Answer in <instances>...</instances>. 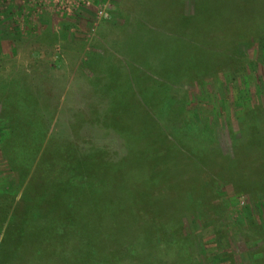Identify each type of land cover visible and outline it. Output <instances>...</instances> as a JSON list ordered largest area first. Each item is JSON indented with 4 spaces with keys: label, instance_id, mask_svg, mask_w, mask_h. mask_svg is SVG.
<instances>
[{
    "label": "rangeland",
    "instance_id": "1",
    "mask_svg": "<svg viewBox=\"0 0 264 264\" xmlns=\"http://www.w3.org/2000/svg\"><path fill=\"white\" fill-rule=\"evenodd\" d=\"M91 1L0 0L7 32L49 27L40 65L0 79V243L38 205L15 264H264V0ZM93 159L124 181L97 183L102 225L52 195Z\"/></svg>",
    "mask_w": 264,
    "mask_h": 264
},
{
    "label": "trees",
    "instance_id": "2",
    "mask_svg": "<svg viewBox=\"0 0 264 264\" xmlns=\"http://www.w3.org/2000/svg\"><path fill=\"white\" fill-rule=\"evenodd\" d=\"M127 131H129L127 129ZM93 162L92 164H89L87 163L84 168H83V163L81 164L80 162V165H78L74 170H69V172L65 175V179L60 182V181H56L53 186V190H52V195L55 196V199L56 200H60V195H58V193H62L64 194L63 196V199L68 197L70 199L69 203H80V208L81 206L84 207V212L85 211H93L92 209L96 207V211L95 212H98V209L99 207L97 206V199H94V197L98 196L99 195V192L97 191V183L100 182L101 180L104 182V183H108V182H111L113 183L114 180L116 179L117 180V183L118 182H121L122 181V178H118L117 179V176H112L113 175V169H112V164H109L105 161L99 163V164H96V161L95 159H93ZM80 171L78 170V167H80ZM78 170V171H77ZM112 176V177H111ZM56 180V179H55ZM120 180V181H118ZM122 183L124 184V181H122ZM127 183V182H125ZM137 186H140V185H137V184H134V186H132V184L129 183V187L130 188H135ZM149 186H151L150 182H148L147 186H142V188L144 189H150ZM124 187L125 191H126V194L127 193V190L128 188L126 187V185L122 186ZM148 187V188H146ZM103 194H101L102 196ZM132 197L130 195H121L118 200H121V207L124 208V209H132L131 207H135L136 204L131 202V201H128V197ZM133 198L134 199H138L140 198L139 195H136L133 193ZM156 199V198H154ZM79 200H81V202H79ZM52 204H55V202H51ZM98 208V209H97ZM31 209H34L33 211L34 212H37L39 213L37 218H32V219H29L27 220V217L25 214L29 213L32 214V210ZM48 209V208H47ZM103 209H106L104 211V213H106L105 216L102 217L101 219V225H102V222H105V223H108V221H113L114 222V218L116 217V209H115V206H101L99 211H103ZM47 210H44V213L41 212L40 210V206L38 205H35L31 208H25L22 212H16L14 215H13V218H12V222L6 227V230H5V235L3 234V237H2V241L0 243V264H10V262H7V260H5L3 257H7V254L9 253V255L11 256V260H13V264H15L18 259H19V252L17 253V251L19 250V246L24 243L21 239V234L23 232V234L25 235L24 231H25V227L27 226L26 224H29L30 223V226L28 228L31 229V230H38V228H40L41 226H43V224H45V221L46 219H50L49 217H47L45 215V212ZM18 215H20L18 218ZM97 215L98 214H95L94 216H90L89 219H88V222L87 224H89V222L91 220H94V218L96 219L97 218ZM28 216V214H27ZM19 220H23L24 222V225L23 227L20 226V224L18 225L16 222H18ZM90 220V221H89ZM106 220V221H105ZM99 223H97V227L96 229L98 228V230L100 229L102 231V233L104 232V228L105 227H99L98 226ZM27 228V227H26ZM105 230H107L105 228ZM35 231V232H36ZM110 235L111 238L113 237H117V235L113 234V233H110L109 234V239H110ZM102 236H105V235H102V234H99V231H97V234L93 233V236L91 238H96L97 240L98 239H101ZM27 237V236H26ZM106 238V237H105ZM108 239V240H109ZM117 239H121V237H117ZM109 243V241H108ZM21 250V249H20ZM4 260V261H3Z\"/></svg>",
    "mask_w": 264,
    "mask_h": 264
},
{
    "label": "crops",
    "instance_id": "3",
    "mask_svg": "<svg viewBox=\"0 0 264 264\" xmlns=\"http://www.w3.org/2000/svg\"><path fill=\"white\" fill-rule=\"evenodd\" d=\"M0 27V79L5 84L6 80L12 79L19 69L27 71L25 67L33 69L40 65L34 58L37 57L38 46L44 39L41 35H45L49 27L45 24L41 30H34L27 36H20L16 32H7L4 27L3 29L2 26ZM29 54L34 55L33 60Z\"/></svg>",
    "mask_w": 264,
    "mask_h": 264
},
{
    "label": "built area",
    "instance_id": "4",
    "mask_svg": "<svg viewBox=\"0 0 264 264\" xmlns=\"http://www.w3.org/2000/svg\"><path fill=\"white\" fill-rule=\"evenodd\" d=\"M28 2L30 6H32L35 11L40 10V8L45 7L47 5H52L57 12L60 14L71 15L74 11L80 8H87L92 5L91 0H22ZM96 13L98 16H106L104 10L101 8L96 9Z\"/></svg>",
    "mask_w": 264,
    "mask_h": 264
}]
</instances>
